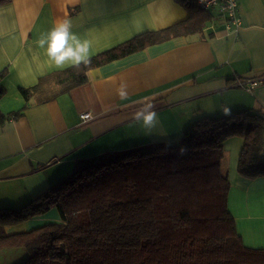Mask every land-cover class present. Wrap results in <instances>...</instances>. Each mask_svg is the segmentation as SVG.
<instances>
[{"label": "crops", "instance_id": "crops-1", "mask_svg": "<svg viewBox=\"0 0 264 264\" xmlns=\"http://www.w3.org/2000/svg\"><path fill=\"white\" fill-rule=\"evenodd\" d=\"M212 14L202 32L91 69L84 84L46 103L31 101L23 116L0 126V207L28 203L69 175L77 159L177 143L194 121L223 115L225 109L264 113V80L252 91L237 82L264 77V0H239L243 25L238 35L226 31L217 10ZM187 17L175 0H11L0 6V72L7 70L0 83L6 90L0 109L5 114L21 110L27 103L21 88L70 67L57 68L36 43L59 20L70 19L72 31L91 41L92 57ZM122 84L127 92L123 99L118 94ZM148 102L159 118L152 130L134 119ZM86 112L92 117L83 120ZM243 143L239 136L224 143L229 209L244 244L264 248V176L239 174ZM60 220L52 210L27 220L25 230ZM5 231L24 232L15 225ZM6 251L0 253V264L11 262H2Z\"/></svg>", "mask_w": 264, "mask_h": 264}, {"label": "trees", "instance_id": "trees-1", "mask_svg": "<svg viewBox=\"0 0 264 264\" xmlns=\"http://www.w3.org/2000/svg\"><path fill=\"white\" fill-rule=\"evenodd\" d=\"M11 0H0V6ZM185 20L147 31L21 88L19 111L0 109V126L31 104L88 81V72L149 46L202 32L213 18L194 0H175ZM7 70L0 72V83ZM6 90L0 86V100ZM244 139L238 172L264 176V113L247 109L194 121L177 143L159 142L77 159L72 172L18 208L0 207V253L24 248L22 264H264V248L244 244L229 209L224 143ZM53 208L60 222L8 234L5 227Z\"/></svg>", "mask_w": 264, "mask_h": 264}, {"label": "clouds", "instance_id": "clouds-1", "mask_svg": "<svg viewBox=\"0 0 264 264\" xmlns=\"http://www.w3.org/2000/svg\"><path fill=\"white\" fill-rule=\"evenodd\" d=\"M38 47L46 50L49 61L54 63L57 68L65 65L79 67L81 64L87 66L91 62L90 49L91 41L82 40L72 31L70 19L57 21L46 34H41L36 41ZM126 85L122 84L118 90L120 97L126 98ZM225 115H230V111L225 109ZM88 119L89 116L83 117ZM137 122L142 121V126L147 130H152L159 124L154 105L151 102L145 103L134 115Z\"/></svg>", "mask_w": 264, "mask_h": 264}, {"label": "built area", "instance_id": "built-area-1", "mask_svg": "<svg viewBox=\"0 0 264 264\" xmlns=\"http://www.w3.org/2000/svg\"><path fill=\"white\" fill-rule=\"evenodd\" d=\"M198 7L206 10V11H214L217 10L219 15L223 19V23L226 31L231 32L235 35H238L240 30L242 29V19L239 15V0H194ZM264 80V77L257 78H244L238 79V85L247 90L252 91L255 87L259 86ZM89 116L91 118V114L86 112L81 114V118ZM88 118V119H89Z\"/></svg>", "mask_w": 264, "mask_h": 264}, {"label": "rangeland", "instance_id": "rangeland-1", "mask_svg": "<svg viewBox=\"0 0 264 264\" xmlns=\"http://www.w3.org/2000/svg\"><path fill=\"white\" fill-rule=\"evenodd\" d=\"M52 210H56L57 214L59 215V210L57 208H53L50 211H48L47 213H45V215H42V216H46V215L48 216L49 212H51ZM26 222L27 221H25L23 223H20L18 225H15V227L20 229V230H22V231H30V230H27V229L25 230V228H27L25 226L30 224V223H26ZM54 223H57V222H54ZM33 229H35V228H33ZM22 254H24V256H22ZM9 258L11 260L10 264H14V262L18 261L17 258L20 259V260L16 264H22L27 258V252H26V250L24 248H18L17 250L16 249L7 250L6 253L2 257V262L6 263V260H8Z\"/></svg>", "mask_w": 264, "mask_h": 264}]
</instances>
